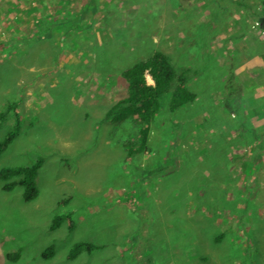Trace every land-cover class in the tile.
I'll return each mask as SVG.
<instances>
[{
    "label": "rangeland",
    "instance_id": "1",
    "mask_svg": "<svg viewBox=\"0 0 264 264\" xmlns=\"http://www.w3.org/2000/svg\"><path fill=\"white\" fill-rule=\"evenodd\" d=\"M240 1L103 0L90 27L21 53L20 27L55 3L0 0V113L17 103L0 120V143L15 134L0 171L42 159L32 201L0 180V264H264L263 0ZM157 48L192 61L197 99L165 105L151 154L130 159L119 142L130 130L104 117L127 95L120 72ZM81 242L94 248L69 259Z\"/></svg>",
    "mask_w": 264,
    "mask_h": 264
},
{
    "label": "trees",
    "instance_id": "2",
    "mask_svg": "<svg viewBox=\"0 0 264 264\" xmlns=\"http://www.w3.org/2000/svg\"><path fill=\"white\" fill-rule=\"evenodd\" d=\"M53 1L55 5L51 6L49 11L43 10V7L48 2L44 1L39 3V5L43 7L37 8V13H35L36 16L33 22L23 29L20 27L22 33L26 30L27 35H29L25 37L28 45L23 46L22 49L19 50L21 53L24 51L27 52L31 48L29 43H34L36 45V43L56 39L55 30L57 28L75 27V25L80 22L90 27L91 22H88L91 18L90 14H92V12H97V6H94L95 4L92 0ZM18 2H25V0H18ZM231 2L236 4L237 7H241L242 5L244 7L247 6L240 0H231ZM77 3H81V10L74 6ZM86 3L89 4L85 12L84 8L87 7ZM262 5V10L258 14V21L260 25L264 27V0ZM213 13L216 14V11ZM59 35L62 36L61 33H59ZM91 39L92 43L97 42L95 37L91 36ZM177 42V49L179 51H181V49H183V51L186 50V45H183L179 41ZM178 65L181 66L178 67ZM193 66L192 61H188L187 63L177 61L171 55L157 48L149 57L138 60L133 66L123 69L120 72L119 76L127 82V95L110 106L104 119L106 122L113 125L114 134H117L122 128L130 130L128 138L124 137L119 139L128 158L131 159L151 151L149 149V142L152 135V125L165 105L169 112L174 113L196 101L197 94L193 92L190 85H188L189 82L193 80L192 77L197 74V72L193 70ZM148 76L152 78L154 84L148 83ZM113 77H117V75H113ZM16 107L17 103L9 104L5 111L0 113V120H5L8 114L14 111ZM244 120L246 122L249 121L248 118ZM244 120H241L243 124H245ZM161 125L164 128L162 121ZM245 129L244 137L248 136L249 132L255 133L254 128H249V130L246 126ZM230 131L224 133L231 135ZM239 135L243 137V133H239ZM255 136L258 138L261 136L263 137L264 133ZM14 138L15 134H9V136L0 143V156L12 143ZM216 139L219 140V138ZM263 146L264 144L262 143L261 147L264 148ZM223 147H226V145H219L217 147L219 151L217 152L221 153V156H226ZM41 167L42 159L38 158L35 163L29 166L4 168L0 171V180L10 181L5 187L7 190H12L16 186H22L25 189L24 200L32 201L39 194L37 178ZM62 221L63 217H57L52 229L59 228ZM222 240V235L216 239L217 242ZM93 248L94 246L87 242L77 243L72 248L68 258L75 259L84 250L90 252ZM51 250L52 247L48 248V250L44 252V255L46 257H51Z\"/></svg>",
    "mask_w": 264,
    "mask_h": 264
},
{
    "label": "crops",
    "instance_id": "3",
    "mask_svg": "<svg viewBox=\"0 0 264 264\" xmlns=\"http://www.w3.org/2000/svg\"><path fill=\"white\" fill-rule=\"evenodd\" d=\"M81 1H82V0H81ZM102 1H103V0H97V11H98V10H101L100 12H102V10H103V8H102V6H101V2H102ZM35 2H36V1H35ZM92 2H94V4H95V1H94V0H92ZM13 7H15V5H14ZM35 16H36V14H34V16H33L32 20H31L30 24L33 22ZM30 24H29V25H30ZM162 51H163V50H162ZM164 52H165V51H164ZM183 52H184V51H183ZM165 53H166V52H165ZM148 77H150V76H148ZM148 77H147V80H148ZM150 79H151L152 83H150L149 81H148V83H149V84H154V82H153V80H152L151 77H150ZM190 84H191V81L189 82L188 85H190ZM190 86H191V85H190ZM231 136H232L233 138L236 137V139H238L235 133L231 134ZM238 136H239V138H240L241 135L238 134ZM191 148H192V147H191ZM191 148H189V149H191ZM180 150H181V149H179V152H180ZM190 151H191V150H189V152H188L189 155H190V153H192V151H191V152H190ZM223 151L225 152V154H227V151H225V150H223ZM154 152L157 153L156 151H154ZM158 153H159V152H158ZM144 154L150 155V154H151V151H148V152H146V153H144ZM144 154H143V155H144ZM226 162H227V161H226ZM161 176H163V175H161ZM161 176H160V177H161ZM160 177H159V178H160ZM192 194H193V193H192Z\"/></svg>",
    "mask_w": 264,
    "mask_h": 264
}]
</instances>
